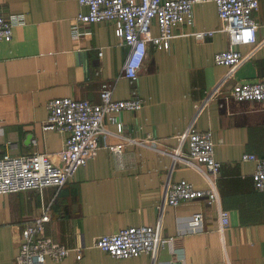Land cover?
Listing matches in <instances>:
<instances>
[{
  "label": "crops",
  "instance_id": "obj_1",
  "mask_svg": "<svg viewBox=\"0 0 264 264\" xmlns=\"http://www.w3.org/2000/svg\"><path fill=\"white\" fill-rule=\"evenodd\" d=\"M3 14L15 17L13 37L0 41V158L6 154H48L56 160L65 135L43 128L47 103L57 97L101 103L103 84L113 98L134 94L143 99L139 111L117 114L123 124L107 117V132L98 155L62 188L46 187L0 194V264H17L25 223L40 217L50 204L46 235L72 249L63 260L47 257L44 264H264V192L254 181L256 162L264 158V101H236L232 90L245 82L264 80V0L254 16L257 43L235 45L252 52L231 75L218 96L196 121L199 131H211L215 157L222 164L218 178L221 205L230 212V226L220 231L216 204L204 200L167 206L162 235L173 239L155 256L116 259L93 246L94 240L131 226H156L162 185L173 158L152 146L125 143L119 158L105 144L131 139H155L157 147L175 151L179 138L196 116L197 106L227 75L229 67L215 63L228 50L230 37L219 31L222 21L214 2L194 5L191 24L177 25L169 48L149 46L137 80L125 77L129 47L122 45L112 23L92 25L91 35L74 38L73 21L87 11L77 0H0ZM215 31L198 39L197 31ZM153 35L158 34L156 23ZM102 52V55H100ZM174 182L206 187L203 175L181 162ZM201 212L203 229L187 230L189 219Z\"/></svg>",
  "mask_w": 264,
  "mask_h": 264
},
{
  "label": "built area",
  "instance_id": "obj_2",
  "mask_svg": "<svg viewBox=\"0 0 264 264\" xmlns=\"http://www.w3.org/2000/svg\"><path fill=\"white\" fill-rule=\"evenodd\" d=\"M87 8L73 21L74 38L91 35L92 25L100 22L112 23L120 43L129 47L124 66V75L135 81L139 77L148 48H169L174 28L193 21L194 5L214 2L217 6L222 27L230 37V48L215 55V63L229 67L227 75L197 106V113L186 130L178 136L179 144L175 151L157 147L155 139H131L121 135L116 144H105L109 151L119 158L125 143L152 146L162 154L173 158V165L162 185V200L159 208V221L156 226H131L113 234L101 235L94 240L93 246L116 259H129L143 254L155 256L173 239L162 235V219L167 206H177L191 200H204L216 204L220 231L222 234L230 226V212L221 205L218 178L222 164L215 157V142L211 131H199L196 121L207 104L214 100L227 79L251 57L252 52L243 54L235 45H254L257 43L258 22L254 13L258 11L260 0H77ZM15 17L3 14L0 4V41L13 37ZM156 23L158 34L153 35ZM215 31H197L194 35L203 40L213 36ZM102 55V52H100ZM231 96L239 102L264 101V80L245 82L235 87ZM101 103L71 97L53 98L47 103L48 116L43 124L46 131H56L65 135L64 147L57 159L48 154L29 155L6 154L0 158V194L26 190L41 191L46 187L62 188L75 173L89 160L94 159L101 148L100 139L106 134L104 121L109 117L117 122V114L122 111H139L143 99L134 94L124 100L113 98L112 86L105 83L101 89ZM122 133V123H116ZM243 160L256 162L253 175L258 191L264 192V158L254 153H246ZM181 162L199 171L206 187H198L190 182H174L172 171ZM50 204L43 205L40 217L25 223L22 243L17 255V264H44L47 257L55 261L63 260L72 249L55 242L46 235V224L51 220ZM203 215L195 213L188 221L187 230L195 233L203 229Z\"/></svg>",
  "mask_w": 264,
  "mask_h": 264
}]
</instances>
